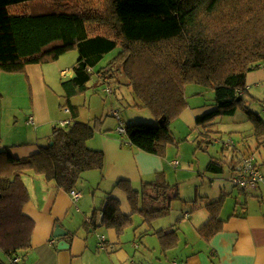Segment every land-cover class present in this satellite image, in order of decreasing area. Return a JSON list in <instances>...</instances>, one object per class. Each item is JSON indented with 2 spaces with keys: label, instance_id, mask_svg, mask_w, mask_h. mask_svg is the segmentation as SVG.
Masks as SVG:
<instances>
[{
  "label": "trees",
  "instance_id": "obj_1",
  "mask_svg": "<svg viewBox=\"0 0 264 264\" xmlns=\"http://www.w3.org/2000/svg\"><path fill=\"white\" fill-rule=\"evenodd\" d=\"M80 1L0 0V73L24 74L27 65L57 61L69 50L80 54L72 77L61 84L67 102L62 109L70 110L72 123L54 126L49 144L35 154L13 158L8 151L0 152V251L9 257L22 255L31 247L34 223L22 214L29 199L23 176L43 177L70 192L84 172L102 170L105 165L103 152L87 147L93 129L76 121L78 109L70 98L87 89L93 67L107 53L121 48L110 63L115 72L101 69L99 78L114 82L123 76L124 84L157 121L130 124L123 137L129 147L162 158L173 143L170 118H176L185 107L186 84L195 83L214 93L215 109L195 122L204 129L196 148L204 150L211 143L207 142L208 121L234 115L238 108L245 110L240 104L246 76L258 66L264 67V0H99L100 15L84 13L85 3ZM29 2L45 12L20 11ZM246 112L259 142L264 138V123L258 115ZM162 116L166 119L159 124ZM237 163L230 164L231 170ZM221 169L222 164L211 161L206 170L221 173ZM116 187L126 195L131 213L124 214L120 201L110 197L99 211L101 227L122 231L132 224L134 214L140 215L143 224H150L168 214L173 201L180 200L179 186L169 183L165 172L143 183L141 191L127 181ZM221 201L222 197L205 204L210 217L199 227V236L208 238L222 229L223 222L217 217ZM87 223L96 227L94 215ZM156 234L165 242L174 240L173 233Z\"/></svg>",
  "mask_w": 264,
  "mask_h": 264
},
{
  "label": "crops",
  "instance_id": "obj_2",
  "mask_svg": "<svg viewBox=\"0 0 264 264\" xmlns=\"http://www.w3.org/2000/svg\"><path fill=\"white\" fill-rule=\"evenodd\" d=\"M49 77L50 73L46 74L39 64L27 65L24 74L0 73V82L6 78L14 83L25 84L30 92L31 105V112L24 119L10 115V120L14 123L24 121L27 134L22 137L17 133L13 139L9 137V129L6 128L9 125L4 117L7 109L0 110V127L5 128L4 132L0 131V152L8 151L13 158H23L39 152L40 148L49 144L52 130L49 131L48 127L52 126L54 129V125L61 121L60 118H53L50 110L47 88L52 84ZM261 81H264L263 66H258L246 76V84L252 85ZM3 98L0 87V105L4 104ZM214 109L211 105L193 113L191 123L193 119L196 120ZM222 122L223 118L220 125ZM237 124L240 125V122ZM220 125L217 128H207L210 133L207 142L211 141L207 145L211 147L204 150L209 156L225 157L226 153L229 154L220 173L225 174L227 181L204 172L211 161L204 166L197 150L192 156L197 163L196 167L192 165L186 169V166L178 162L175 168L173 163L180 158L181 149L178 146L174 152V142L167 146L165 157L162 158L132 147L125 149L114 133L110 137L101 136V148H92L106 155V164L104 163L101 172L92 170L81 175L75 188L80 195L76 201L71 198L69 192L56 188L54 183L47 182L43 177L31 173L23 176L29 199L23 206L22 214L30 218L34 226L30 237L31 247L18 256L20 264H169L171 260H175L176 264H264V138L258 142L254 139L252 130L247 133L234 132L239 134L241 140L246 139L242 144H259L260 148L258 157L253 152H242L241 156L233 159L236 156L233 151H238V146L235 145L232 149L227 146V142L232 140L227 138L228 131L225 132ZM213 129H216L217 133H213ZM203 132L204 130L201 133ZM200 139H203L202 136ZM45 142L47 144H44ZM106 143H110V147ZM242 146L245 147V144ZM250 154L255 157L263 180L256 187L246 190L225 183L229 182L232 168L230 164L239 162L245 155L248 157ZM171 165L173 169L180 166L176 175L179 182L191 184L190 197L183 198L180 194L179 201L185 202V205L171 204L168 214L156 218L150 224H143L140 215L134 214L131 216L132 224L122 231L99 226V211L105 201L110 197L116 198L112 196L115 190L122 191L116 187L118 182H130L133 189L140 190L142 184L152 181L156 173L169 174L167 170ZM201 182L205 183L203 187L199 186ZM105 193L109 196L100 208H97L96 204L100 203ZM221 197V208L217 217L223 222L222 229L208 238L199 236V227L210 217L205 204ZM189 203L194 205L192 211L187 210ZM95 207L96 209H93ZM128 207L130 214L129 204ZM181 208L186 209L182 214ZM93 215L97 221L95 228L87 223ZM135 215L141 219L140 225L136 227L133 220ZM56 226L66 233L58 239L53 237ZM157 232L173 233L171 235L174 240L165 242L159 239ZM58 245L60 248H57ZM1 254V263L8 264L12 257L2 251Z\"/></svg>",
  "mask_w": 264,
  "mask_h": 264
},
{
  "label": "rangeland",
  "instance_id": "obj_3",
  "mask_svg": "<svg viewBox=\"0 0 264 264\" xmlns=\"http://www.w3.org/2000/svg\"><path fill=\"white\" fill-rule=\"evenodd\" d=\"M78 1V0H76ZM84 2L85 5L83 7L84 13H95L100 15L102 13V8L100 7L99 0H81L80 2ZM37 6V7H36ZM33 5L29 2L26 5H22L19 7L20 11L27 13L38 14L45 11H39V9H44L40 5ZM36 7V8H35ZM121 51V48H117L116 50L110 51L107 53L96 65L93 67V71L91 72V78L87 83V89L83 92H79L74 94L70 98V104L73 106H77L78 114L76 120L81 121L82 123L88 125L93 130L92 136L87 140L89 148H101L103 142L101 141V136L110 137L111 134H116L119 137L121 145L125 149H130L127 145V141L125 137H121L118 130L119 127L122 126L125 128L130 124L137 123H145V124H156L157 121H154L152 115L149 110L144 108L139 100L132 93V88L127 87L124 83L125 78L123 76H118L114 82L112 81H103L102 78H99V73L101 69L109 70V73L115 72V67H111L110 63L113 61L115 56ZM80 54L77 50H69V52L65 53L57 61L49 62L45 64H40V67L45 71L46 74L50 73V77L48 78L52 85H49L47 88V96L48 102L50 106V110L53 118H60V120H64L71 117L70 112H65V108L62 109V106L66 105V92L62 87V83L68 81L71 78L73 73V66L76 61L79 59ZM64 70V71H63ZM62 75V76H60ZM6 77V76H5ZM0 87L4 94L3 105H0V110L7 109L6 115L4 116L9 125L6 127L9 129V137L11 139L14 138L15 134L19 133L24 137L26 134L24 121L20 123H14L10 120V115L14 118L24 119L28 117V114L31 112L30 107V92L27 87L23 83H14L11 80L6 78L2 79L0 82ZM246 92L243 96V103L240 105L245 106V110L243 108H238L236 115L231 116H216L213 120L208 121L211 123L212 127H219L220 120L223 118V122L220 127L224 128L225 132H227L226 136H229V140L234 141L235 145L238 146V151L234 150L233 153L236 156L233 159H236L238 156H241L242 152L255 153V156L258 157V151L260 148L259 144L254 145L253 143L245 142V147H243L241 142L246 139L241 140L239 134L234 132L236 131H254L253 124L248 120L249 114L246 111H249L252 114L258 115L260 120L264 123V81L256 82L252 85L246 84ZM103 88H108L109 92L102 91ZM184 99H185V107L175 118V115H172L170 118L169 128L171 130V137L174 142L176 152L177 147L179 146L181 149V156L177 162L180 165L186 166V169L190 168L192 165L195 167L197 163L192 158L193 153L197 152L201 156V161H203L204 166L210 161H215L221 163L222 165H226L224 160H227L229 154H225V157H216L209 156L205 153V150L196 148L201 141V132L203 127L201 125H197L196 120L193 119V123H191V118H193V113L200 112V109L205 108L206 106H211L213 104L214 93L210 89L202 88L198 84L189 83L185 85L184 88ZM263 101V102H262ZM140 105L142 108H140ZM239 107V106H238ZM118 113L119 117L113 115V113ZM6 120V121H7ZM228 122V123H227ZM240 122L243 125H238ZM244 122V123H243ZM54 126L61 127L59 122ZM49 131L52 130V126L48 127ZM5 128L0 127V131L4 132ZM213 133H217L216 129H213ZM123 136V135H122ZM246 138V137H245ZM254 139L257 138L254 136ZM44 144H47L45 142ZM108 147H110V143H106ZM240 146H242L243 151L240 150ZM255 146V147H254ZM207 148L211 147L206 145ZM234 146L231 145V149ZM221 150V146L219 147V151ZM246 156V155H245ZM255 158V157H254ZM199 159V160H200ZM198 161V160H197ZM255 162V160H254ZM104 163L106 164V155L104 156ZM180 166H178L179 168ZM177 169H173V166L168 167L166 174L167 181L171 184H178L180 189L181 197H190L191 184L184 182L183 184L176 179ZM103 169V168H102ZM96 171V170H95ZM101 172L102 170H97ZM204 172L211 174L213 177H217L224 180L225 174L220 173H212L204 169ZM146 183V182H144ZM229 183L232 186L231 182ZM190 185V186H189ZM205 185L204 182L199 184L200 187ZM134 189L136 191H141ZM85 189H81L84 191ZM105 193L101 198L100 203L96 204V207L100 208L102 203L105 201V198L109 195ZM99 196V193L97 194ZM114 197L118 198V200L122 203V211L125 214L129 213V207L126 202V197L123 191H119L118 189L114 191ZM185 205V202L182 201H173L172 206L175 205ZM156 206V204L154 205ZM158 206V205H157ZM93 208V209H96ZM194 209V205L192 206L190 203L187 204V210L192 211ZM186 209L181 208V214ZM134 226L140 225L141 219L139 216H133ZM0 257L2 258V254L0 251Z\"/></svg>",
  "mask_w": 264,
  "mask_h": 264
},
{
  "label": "built area",
  "instance_id": "obj_4",
  "mask_svg": "<svg viewBox=\"0 0 264 264\" xmlns=\"http://www.w3.org/2000/svg\"><path fill=\"white\" fill-rule=\"evenodd\" d=\"M243 91L239 90L238 95H242ZM264 109V103H263ZM65 112H70L67 108L64 109ZM116 116V113H113ZM32 120V119H31ZM72 123V119L67 118L61 120L59 125L61 127H68ZM119 134H124V128L122 126L119 127L118 130ZM233 146L232 141L227 142V146ZM178 162L173 163L174 167L176 168ZM231 176L229 177V181L231 182L232 186L237 187L239 189H252L257 186V184L263 180L261 173L259 172L256 163L254 162V156L252 154L243 157L231 170ZM71 198L73 200H77L80 195L78 192L71 190L69 192ZM102 239V238H101ZM103 240V239H102ZM102 246V244H100ZM20 259L18 256H13L8 264H20ZM169 264H176L175 260H171Z\"/></svg>",
  "mask_w": 264,
  "mask_h": 264
},
{
  "label": "water",
  "instance_id": "obj_5",
  "mask_svg": "<svg viewBox=\"0 0 264 264\" xmlns=\"http://www.w3.org/2000/svg\"><path fill=\"white\" fill-rule=\"evenodd\" d=\"M165 119H166L165 116H162L161 119L158 120V123L161 124ZM51 144L52 143H50V145ZM65 234L66 233L65 232L63 233L62 232V229L59 226H56L55 229H54V231H53V237L56 238V239L62 237ZM57 248H60L59 245H58ZM0 264H2L1 261H0Z\"/></svg>",
  "mask_w": 264,
  "mask_h": 264
}]
</instances>
